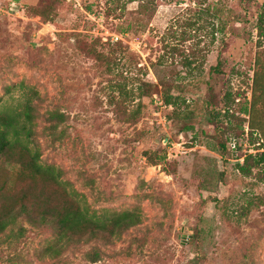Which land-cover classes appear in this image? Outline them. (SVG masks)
I'll list each match as a JSON object with an SVG mask.
<instances>
[{
  "label": "rangeland",
  "instance_id": "obj_1",
  "mask_svg": "<svg viewBox=\"0 0 264 264\" xmlns=\"http://www.w3.org/2000/svg\"><path fill=\"white\" fill-rule=\"evenodd\" d=\"M61 1L51 22L31 7L56 0H0V109L19 110L28 87L37 90L40 114L66 115L39 136L41 161L60 167L98 213L137 208L141 221L110 242L42 258L50 229L22 219L21 235L17 226L0 234V264H264V181L236 168L258 143L206 118L225 89L238 93L233 110L250 99L255 57L264 58L254 26L263 0ZM207 5L221 18L201 20L205 27L181 42L186 21ZM199 39L208 44L202 71L180 78L177 56L162 44ZM218 61L220 72L211 68ZM160 79L185 99L179 113L163 102ZM229 136L236 150H219ZM92 248L97 261L86 256Z\"/></svg>",
  "mask_w": 264,
  "mask_h": 264
},
{
  "label": "trees",
  "instance_id": "obj_2",
  "mask_svg": "<svg viewBox=\"0 0 264 264\" xmlns=\"http://www.w3.org/2000/svg\"><path fill=\"white\" fill-rule=\"evenodd\" d=\"M120 2L119 0H117ZM144 3H157V0H140ZM61 0L55 3H41L31 7L34 14L39 15L44 21H51L55 15L56 7ZM107 10L111 8L106 7ZM194 17L186 21L185 29L180 33L181 42L191 38V32L199 31L205 27L201 20L221 18L215 7L207 5L195 11ZM256 45L264 46V0L255 16ZM187 30V31H186ZM219 30V29H218ZM189 31V32H188ZM216 31V30H215ZM214 30L211 31V41L214 39ZM198 38H201L198 37ZM202 40L192 42L189 45L181 43L165 42L162 44L164 52H171V57L177 56L182 66L178 75L180 78H194L202 71L204 56L208 50V44ZM159 57H162L160 55ZM264 58L255 57V67L252 75L251 96L245 105L237 110L232 109V103L236 102L238 93L232 89H225L220 107L212 106L207 109L208 122L219 126L220 122L230 123V127L244 130L248 126L247 135L256 143L255 152L245 154L241 163H237V170L243 175H252L253 170L259 180L264 181ZM221 62L211 68L220 72ZM22 84V83H21ZM150 84V83H149ZM160 94L166 105H171L173 112L179 113L180 103L185 101L183 97L173 93L165 82L160 79ZM29 92L21 107L17 111L0 109V234L9 226H17L16 233L21 235L25 227L19 223L24 220L38 227H47L51 231V237L40 247L38 255L42 258L58 257L71 245L100 239L110 242L118 238L130 227L141 221V213L137 208L123 209L114 212L98 213L92 209L73 187H68L69 181L63 178V170L49 163L41 161V148L39 136L46 130L54 131L58 124L66 118L64 112L59 110L39 113V104L42 98L37 90L28 87ZM36 98V99H35ZM243 113L244 115H242ZM44 116L50 123L40 130L39 118ZM246 123V124H245ZM221 127V126H220ZM192 125H186L184 129H192ZM232 136L228 137L229 138ZM236 137V136H235ZM227 140V142H228ZM224 142H219V150L227 147ZM149 162L156 164L164 159V156L156 158L147 156ZM239 207L240 216L247 213L249 204ZM263 202L262 197H258ZM90 261H97L100 252L96 248L86 253Z\"/></svg>",
  "mask_w": 264,
  "mask_h": 264
},
{
  "label": "built area",
  "instance_id": "obj_3",
  "mask_svg": "<svg viewBox=\"0 0 264 264\" xmlns=\"http://www.w3.org/2000/svg\"><path fill=\"white\" fill-rule=\"evenodd\" d=\"M247 130H248L247 125H244V131H245L246 134H247ZM238 144L239 143H238L237 138L235 136L230 137L229 140H228V142H227V146L231 150H236V148L238 147Z\"/></svg>",
  "mask_w": 264,
  "mask_h": 264
}]
</instances>
